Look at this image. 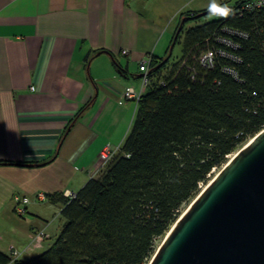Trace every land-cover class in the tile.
Wrapping results in <instances>:
<instances>
[{
	"label": "crops",
	"instance_id": "obj_1",
	"mask_svg": "<svg viewBox=\"0 0 264 264\" xmlns=\"http://www.w3.org/2000/svg\"><path fill=\"white\" fill-rule=\"evenodd\" d=\"M221 3L0 0L1 252L26 250L41 231L48 238L21 259L50 248V215L63 209L51 195L77 194L101 152L120 151L138 110L121 94L141 92L143 61L167 54L183 14ZM39 193L48 201L19 217L15 197Z\"/></svg>",
	"mask_w": 264,
	"mask_h": 264
},
{
	"label": "trees",
	"instance_id": "obj_2",
	"mask_svg": "<svg viewBox=\"0 0 264 264\" xmlns=\"http://www.w3.org/2000/svg\"><path fill=\"white\" fill-rule=\"evenodd\" d=\"M239 9L221 4L210 14L227 17L189 30L200 13L181 16L182 58L172 65L169 51L151 56L149 84L120 151L74 198L51 195L63 206L57 239L30 259L0 251V264H149L212 172L264 130V16ZM206 51L214 53L212 67L200 63Z\"/></svg>",
	"mask_w": 264,
	"mask_h": 264
},
{
	"label": "water",
	"instance_id": "obj_3",
	"mask_svg": "<svg viewBox=\"0 0 264 264\" xmlns=\"http://www.w3.org/2000/svg\"><path fill=\"white\" fill-rule=\"evenodd\" d=\"M149 264H264V130L192 201Z\"/></svg>",
	"mask_w": 264,
	"mask_h": 264
},
{
	"label": "built area",
	"instance_id": "obj_4",
	"mask_svg": "<svg viewBox=\"0 0 264 264\" xmlns=\"http://www.w3.org/2000/svg\"><path fill=\"white\" fill-rule=\"evenodd\" d=\"M241 15L243 14H262L264 16V0H242L240 2V9L238 10ZM228 33H232L228 31ZM235 34V33H232ZM244 38H247L248 36L245 34H237ZM223 42L231 46L232 43L227 40H223ZM128 51H123V55H128ZM150 63H151V56H148L146 60L143 61L142 66L145 69V73L142 77V89L141 92H136V90L132 87L127 88L123 93L121 94V98L123 100L134 102L138 105V102L141 98V96L145 93L148 84H149V73H150ZM200 63L204 67H212L214 63V53L212 51H206L201 57H200ZM32 91L35 90L34 87L31 88ZM116 155V150H112L110 147L105 148L99 157V161L97 165L91 169L88 172V175L90 179L98 177L109 165V163L112 161L114 156ZM67 198H74L75 194L69 192L66 194ZM15 212L19 217H24L28 212V207L32 202L36 203H44L48 201L47 195L44 193H39L36 195L34 200H31L28 197H22V196H16L15 199ZM48 238V235L45 234L44 231H41L40 233L36 234L34 237V240L30 247H28L26 250L18 251L16 249L10 250V257L13 260L21 259L22 255L28 251H32L34 248H40L42 244L45 242V240Z\"/></svg>",
	"mask_w": 264,
	"mask_h": 264
},
{
	"label": "rangeland",
	"instance_id": "obj_5",
	"mask_svg": "<svg viewBox=\"0 0 264 264\" xmlns=\"http://www.w3.org/2000/svg\"><path fill=\"white\" fill-rule=\"evenodd\" d=\"M242 0H222V3L221 4H224V7L229 9L231 12L232 10L235 9V6L237 5V3H240ZM220 4V5H221ZM231 14V13H230ZM228 15L226 14H215V13H211L207 16H204L201 18L200 21L198 22H195V23H192L191 25H189L186 29H190V28H194V27H197V26H201L203 24H205L206 22H211V21H214V20H217V19H221V18H225L227 17ZM172 58H171V61H170V64H176L178 63V61L182 58V55H183V46H182V43H178L175 47H174V50H173V54H172ZM145 73V72H144ZM126 101V100H124ZM129 102V101H128ZM136 104V103H135ZM137 105V104H136ZM221 170V169H220ZM220 170H215L213 171L212 175L209 177V181L210 179L214 178L215 175H217V173L220 171ZM204 187V185H202ZM201 186V187H202ZM202 188H200L201 190ZM64 219L62 218L61 216V213L60 212H56V215L53 216V214L51 213L50 215V224H51V227H50V234H52V241L55 239H57V237L55 238V235L58 234L59 230L61 227H63V224H64ZM54 240V241H55ZM162 243V240H159L158 243H157V246H159L160 244Z\"/></svg>",
	"mask_w": 264,
	"mask_h": 264
},
{
	"label": "bare ground",
	"instance_id": "obj_6",
	"mask_svg": "<svg viewBox=\"0 0 264 264\" xmlns=\"http://www.w3.org/2000/svg\"><path fill=\"white\" fill-rule=\"evenodd\" d=\"M234 154H235V153H234ZM234 154L229 155V156H228V160H231V158H233ZM215 176H216V175H215ZM211 181H212V179H210L209 182H211ZM207 185H208V184L204 185V187L202 186V187H201V188H202L201 191H202V190L205 188V186H207ZM187 208H188V207H186L185 210H186ZM27 213H28V212H27Z\"/></svg>",
	"mask_w": 264,
	"mask_h": 264
},
{
	"label": "clouds",
	"instance_id": "obj_7",
	"mask_svg": "<svg viewBox=\"0 0 264 264\" xmlns=\"http://www.w3.org/2000/svg\"><path fill=\"white\" fill-rule=\"evenodd\" d=\"M216 7H217V5L214 4V5H213V8H216ZM90 180H91V179H90Z\"/></svg>",
	"mask_w": 264,
	"mask_h": 264
}]
</instances>
